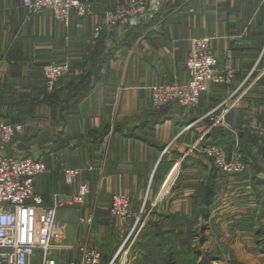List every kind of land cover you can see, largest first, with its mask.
<instances>
[{
	"label": "crops",
	"instance_id": "0c3cea01",
	"mask_svg": "<svg viewBox=\"0 0 264 264\" xmlns=\"http://www.w3.org/2000/svg\"><path fill=\"white\" fill-rule=\"evenodd\" d=\"M131 1L94 0L90 15L71 14L63 26L49 11L28 16L22 0H0V118L19 128L4 153L44 163L46 172L34 178L33 189L47 206L52 196L77 190L63 184L66 168L80 169L77 184L89 190L80 208L57 211L61 230L53 244L68 247L53 254L58 264L75 261L82 245L98 250L102 263L110 261L132 227V219L111 216L113 195L126 196L135 214L146 205L166 225L174 218L188 219L195 192L206 186L212 166L190 151L208 123L200 118L241 84L224 126L215 128L211 140L228 156L238 150L261 182L257 187L264 185V0H150L158 3L151 17L98 38L105 53L88 95L53 112L49 96L82 73L97 44L90 40L102 12ZM193 38L210 39L217 70L234 71L231 84L210 86L191 109L152 110L151 86L187 82L185 62ZM53 62H66L70 73L48 91L42 68ZM244 182L250 184L249 178ZM234 206L232 213L243 212ZM206 209L201 205L200 215ZM87 217L90 224L81 222ZM37 257L33 264H39Z\"/></svg>",
	"mask_w": 264,
	"mask_h": 264
},
{
	"label": "built area",
	"instance_id": "2783aa9c",
	"mask_svg": "<svg viewBox=\"0 0 264 264\" xmlns=\"http://www.w3.org/2000/svg\"><path fill=\"white\" fill-rule=\"evenodd\" d=\"M93 1L22 0V7L28 16L49 11L57 22L67 26L71 14L78 18L90 15ZM157 8V2L134 0L117 3L104 10L93 29L90 45H94L102 33H110L120 27H134L143 18L151 17ZM258 63L259 60L255 62L248 77L256 70ZM217 64L218 61L210 47V39L193 38L185 62L187 82L159 83L151 86L149 88L151 109L157 111L168 105L183 110L191 109L197 106L200 96L206 93L210 86L231 84L234 71L230 69L219 72ZM69 73L70 66L66 62L46 64L42 68L45 88L53 91L59 81ZM242 85L229 91L218 107L200 118L201 121H208L205 132L190 147L191 152L211 162L218 173L227 177L245 173L249 168L248 164L243 161L238 150H234L228 156L222 146L208 145L206 142L212 129L224 126V117L234 107L232 99ZM191 126L193 124L185 127L184 131L189 130ZM18 131V127L0 118V264H33V260L39 255V264H58L53 254L67 250L68 247L53 244L61 230L57 211L67 207L80 208L89 190L86 184H77L80 169L66 168L62 171L63 184L77 185V190L70 195H54L51 205H45L43 199L35 194L33 189L34 178L46 172L44 163L39 159L27 156L11 157L4 153ZM109 212L115 219L122 221L132 219L133 224L129 236L107 264H133L135 258H131V254L135 236L129 243L127 240L133 233L137 236L144 228L142 218L145 214L144 204L135 214L131 212L130 201L126 196L113 195ZM81 222L90 224L91 217L81 219ZM67 264H101V256L96 249L82 245L78 249V258Z\"/></svg>",
	"mask_w": 264,
	"mask_h": 264
},
{
	"label": "rangeland",
	"instance_id": "374dc122",
	"mask_svg": "<svg viewBox=\"0 0 264 264\" xmlns=\"http://www.w3.org/2000/svg\"><path fill=\"white\" fill-rule=\"evenodd\" d=\"M212 168H214L213 165ZM215 174L220 175L218 176L220 178L214 183L216 186L214 185L213 188L216 192L214 199L209 203V208L206 209L205 216L200 215L198 211L202 202L199 194H204L205 184L200 191L195 192L198 195L193 197V212L188 219L174 218L172 224L166 225L164 218H154L150 209L144 205L146 214L142 216L145 223L144 228L137 236L133 233L127 240L129 243L135 236L131 254L132 258H135L134 264H164L166 262L157 239L152 249L148 251L143 249L144 239L149 234V223L155 222L161 230L168 231L169 264H264V255L261 254L262 245L259 243L264 235L257 238L254 230L251 229L260 230V226L264 224V185L253 190L250 184L244 182L245 179L250 180L253 176L250 166L245 173L234 177L221 175L216 169ZM221 178L232 180L227 181ZM234 205L243 207L244 210L240 209L243 212L232 213ZM217 208L221 209V215L213 212ZM128 233L124 240L129 236ZM150 252L156 253L151 254ZM39 260L40 255L36 259L37 263ZM101 264H105L102 263V259Z\"/></svg>",
	"mask_w": 264,
	"mask_h": 264
},
{
	"label": "trees",
	"instance_id": "16d2710c",
	"mask_svg": "<svg viewBox=\"0 0 264 264\" xmlns=\"http://www.w3.org/2000/svg\"><path fill=\"white\" fill-rule=\"evenodd\" d=\"M132 30L133 28L131 29V31ZM104 53H105V47L102 46L100 41L97 42L92 52H90L85 62L82 64L83 70L82 73L76 77L77 81L76 80H75L76 82L72 81L69 84H67L65 87L55 89V91L51 93V95L49 96V104L54 113L56 112L57 109L59 111H64L67 103L71 99L73 98L80 99L88 95V93L93 88L95 82V76L101 64L100 59L104 55ZM216 129L214 128L211 130L209 134V139H207L206 144L217 145L214 144L213 140H211V135L212 134L214 135V132L218 131ZM215 178H216L215 169L212 168L210 173V178L209 180H207L206 186L203 187L204 195L202 197L201 205L204 206L205 208L209 206V203H211L209 199L214 195L212 180H214ZM250 184L252 188H255L261 185V182L257 180V178L253 175L250 178ZM260 227H261V229L259 228L260 230L256 228H251L252 230H254V234L257 238H259V236L261 235H264V224H262ZM246 228L249 229V227L247 226ZM148 231L149 234H147L144 239L143 249L146 251L152 249V247L156 245L155 240L157 239L159 245L161 246V250L164 252L166 258V262L164 264H169L170 257L168 255H170V246H169L170 238L168 233L161 230L158 227L157 222L153 224L149 223ZM259 243L262 245L261 254L264 255V238ZM153 253L156 252H152L151 254ZM202 264H206V263H202Z\"/></svg>",
	"mask_w": 264,
	"mask_h": 264
}]
</instances>
